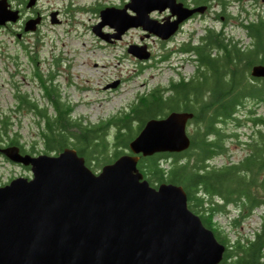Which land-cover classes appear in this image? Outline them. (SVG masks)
<instances>
[{"label":"water","instance_id":"95a60500","mask_svg":"<svg viewBox=\"0 0 264 264\" xmlns=\"http://www.w3.org/2000/svg\"><path fill=\"white\" fill-rule=\"evenodd\" d=\"M166 3L130 0L122 8L108 6L93 30L111 41V35L121 38L135 25L156 29L149 11ZM129 6L137 15L128 13ZM57 13H51L52 22L58 21ZM19 16L8 0H0V24ZM39 21L29 19L25 30L36 29ZM106 24L115 28L111 35L102 30ZM128 51L141 59L151 55L135 43ZM253 73L264 74V65ZM193 116V111L172 110L149 118L130 140L129 151L99 171L73 147L58 154L23 153L16 144L0 147L32 171L0 184V264H218L226 245L189 207L184 186L152 185L138 166L140 154L189 148L187 124Z\"/></svg>","mask_w":264,"mask_h":264},{"label":"trees","instance_id":"16d2710c","mask_svg":"<svg viewBox=\"0 0 264 264\" xmlns=\"http://www.w3.org/2000/svg\"><path fill=\"white\" fill-rule=\"evenodd\" d=\"M248 33L257 39V47L250 50L232 39L210 33L208 40L224 42V54L220 44L217 53L206 46L194 49L198 58L191 75L172 77L167 85L140 93L127 110L99 122L84 123L75 118L73 106L63 100L54 85L46 86L48 89L44 92L48 105L40 104L31 95L17 92L16 110L34 113L37 117L42 150H37V140L30 146L22 141L20 132L13 130L12 115L6 113L0 116V147L16 144L32 153L48 154H58L66 147H73L95 170L128 152L130 140L149 118L163 117L172 110L193 111L190 121L195 124V130L190 134V147L179 152L140 154L138 166L152 185L166 181L184 186L189 207L226 245L223 259L218 264H264V191L252 190L259 179L254 174L257 169L249 174L243 170L250 166L246 161L236 166L225 163L218 166L213 162L216 155L227 152L224 125L236 117L248 95L264 90V87H255L258 85L247 76L244 62L246 57L257 54L259 47L264 49V21L250 24ZM257 120L264 122V117ZM0 155L4 156L1 151ZM164 160L170 161L168 166ZM261 187L264 189V181ZM229 204L239 211L232 219L234 224L261 208L259 227L253 236L243 238L240 235L232 240L221 227L215 217L228 212Z\"/></svg>","mask_w":264,"mask_h":264},{"label":"rangeland","instance_id":"374dc122","mask_svg":"<svg viewBox=\"0 0 264 264\" xmlns=\"http://www.w3.org/2000/svg\"><path fill=\"white\" fill-rule=\"evenodd\" d=\"M101 1L105 0H39V10L44 14L39 29L31 30L23 38H19L17 34L0 28V116L4 113L12 115L13 130L20 132L22 141L27 146L37 140V150H42L40 126L34 113L16 110V93H29L43 105H47L48 101L41 93L39 81L29 76L33 65L28 60L29 55H25L20 47L19 40L26 41L29 50L37 51L41 57L44 56L43 60L45 57L51 60L54 54L62 58L60 73L52 82L63 100L74 107L75 118L84 123L99 122L119 114L127 110L140 93L159 85L165 86L172 77L189 76L193 73L195 62L186 59L189 53L176 48H165L154 43L152 47H146L151 52L146 59L129 52L130 42L139 39V29L131 28L124 33L121 41L111 43L96 34L91 25L97 21L98 14L90 7ZM55 8H61L62 11L58 15V21L52 22L50 12ZM229 31L235 38L241 37L243 41H248L242 28L229 26ZM36 45L39 46L38 49ZM52 49H55L53 54ZM43 66L46 72L48 66L46 63ZM114 82H117L115 86L110 85ZM254 104L252 99L246 98L242 110L238 109L239 118L241 122L245 120V124L229 120L224 125L226 133H238L236 137L225 138L228 152L236 157L245 150L242 143L235 146V142L243 141L252 132V122L245 114L249 105ZM258 111L264 114L263 102L258 105ZM187 128L191 134L195 130V124L189 120ZM8 159L0 155V184L19 175H32L30 166L16 164ZM228 160L227 153H223L216 156L213 162L220 165ZM169 163V160H164L166 166ZM100 168L92 169L99 171ZM227 211L217 214L215 218L232 240L240 235L243 238L254 235V230L259 227L261 208H257L237 224L232 222L234 216L239 214L236 206L229 204Z\"/></svg>","mask_w":264,"mask_h":264},{"label":"flooded vegetation","instance_id":"af4514ba","mask_svg":"<svg viewBox=\"0 0 264 264\" xmlns=\"http://www.w3.org/2000/svg\"><path fill=\"white\" fill-rule=\"evenodd\" d=\"M29 1L30 0H8L9 7L13 9H18L20 16L16 21L8 20L5 24H0V28H4L8 32H13L17 34L19 38H23L24 34L28 33L31 30L39 29L41 22H43L44 14H41L39 10V0H35L32 4H29ZM129 1L130 0H105L97 2V4L90 7V9L94 10L98 14L97 21L91 25L92 29H94L93 27L102 20V9L108 6L122 8ZM167 1L168 3L165 4V7H156L149 11L148 21L152 23V25L156 29H144L143 25H135L131 27L139 29L141 33L139 39L130 42V44L135 43L148 48L152 47V44L158 43L165 48H176L181 50L182 52L184 51L189 53L186 59L192 61H195L198 58L197 53L194 49L201 48L204 46L211 47L213 53H217L216 49L219 48L217 45L220 44L222 45V47H220V49L223 50L222 54L225 53L224 42H222L221 44V41H210L207 39L210 33L214 35H220L221 37H224L227 40L232 39V41H236L239 46H242L243 48L248 50L257 47V39L254 36L250 35L248 31L250 24L264 21V0ZM193 8L197 9L190 13L188 16H186V10ZM54 10L58 11V18V15L61 13L62 10L61 8H55L52 10V12ZM128 13L130 15H137V10L132 6H129ZM36 17L40 18L36 29L25 30L26 22L29 19H33ZM229 26H237L239 28H242L245 31L246 37H248V41H243L241 37L235 38V35L229 31ZM102 30L110 35L111 33L115 32V28L110 26L109 24L104 25L102 27ZM122 37L114 39V36L111 35L110 43L121 41ZM19 43L20 47H22L24 51V54L29 55L28 60L33 65V69L29 76L33 80L39 81L41 93L44 96V92H46V89H48V87L46 86H55L52 81H54L60 73L59 65L61 63L62 58H59L54 54L51 60L46 57L45 60H43L44 56L41 57L37 51L32 52V50H29L30 47L29 44L26 43V41L19 40ZM36 48L38 49L39 46L36 45ZM54 50L55 49L51 50L52 54L55 53ZM253 55V57H246L244 59V62L247 64L246 74L253 83L258 85L255 87L263 89L264 74L258 75L254 74L253 72L255 66L264 65V49L262 47H259L257 54L253 53ZM43 63H46L48 66L46 72ZM27 94L30 95L29 93ZM247 98L250 100L252 99L255 103L252 106L249 105V108L247 109L245 106V109L247 111V114L245 115L249 119V121L252 122V132H250L247 138L243 141L235 142L237 144L235 146H238V143H242L244 145V147L242 145L241 146L245 151L240 156L236 157L235 155L230 154L227 149L226 153L229 160L225 162V164H227L228 166H236L237 164H240L243 161L248 162L250 166L243 168V170L247 171L249 174H252L257 169V172H254V174L258 175L259 178L257 182L253 185L252 190L254 192H262L264 191L263 187H261L264 181V162H262V160H264V130L262 129L264 127V122L262 120H257V118L264 117V114L258 113V105L262 102L264 103V90L259 91L255 94L252 93L248 95ZM245 104L246 100L243 105ZM241 107H239L238 109L242 110ZM231 120L237 121V123H246L245 120V122H241L242 120H240L239 118L238 111L236 117ZM237 135V132H232L230 134L227 133V137H236ZM20 149L23 153L30 152L29 150L23 147H20ZM221 154L223 153H220L218 155ZM223 164L224 163L220 165ZM258 166L260 168H257Z\"/></svg>","mask_w":264,"mask_h":264}]
</instances>
